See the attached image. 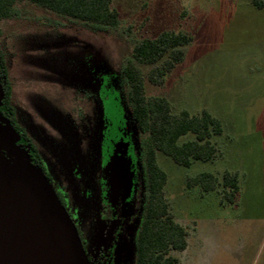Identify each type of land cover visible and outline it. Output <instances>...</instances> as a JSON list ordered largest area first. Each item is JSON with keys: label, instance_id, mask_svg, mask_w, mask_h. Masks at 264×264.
<instances>
[{"label": "rangeland", "instance_id": "rangeland-1", "mask_svg": "<svg viewBox=\"0 0 264 264\" xmlns=\"http://www.w3.org/2000/svg\"><path fill=\"white\" fill-rule=\"evenodd\" d=\"M111 6L116 27L27 0L16 1L17 13L0 20L15 118L80 227L85 253L109 249L99 220L108 202L117 215L113 223L130 220L127 237L122 233L112 247V264L133 262L140 213L131 193L143 184L144 167L122 67L136 41L167 30L191 40L163 84L150 83L149 66H141L146 94L167 98L173 111L206 109L223 126L212 138L220 153L212 160L182 166L156 152L170 211L187 232L186 247L171 254L177 264H264V8L251 0H111ZM224 170L239 175L232 204L219 202L220 187L203 192L185 185L198 172L221 176Z\"/></svg>", "mask_w": 264, "mask_h": 264}, {"label": "trees", "instance_id": "trees-1", "mask_svg": "<svg viewBox=\"0 0 264 264\" xmlns=\"http://www.w3.org/2000/svg\"><path fill=\"white\" fill-rule=\"evenodd\" d=\"M16 1L21 0H0V20L17 13ZM27 1L102 27H116L119 21L111 0ZM251 3L264 8L261 0H251ZM190 40L191 37L182 31L167 30L154 37L141 38L134 43L130 59L122 67L131 119L142 137L141 158L144 167L143 184L138 196L140 223L133 239L132 264H177L178 260L171 251L183 250L187 245L186 229L174 219L165 197L163 187L167 174L158 165L156 152L169 156L182 166H189L193 160L209 161L220 154L212 141L213 136L223 132L220 118L206 109L198 113L186 109L173 111L167 98L147 95L145 92L141 66H149L146 79L150 83L163 84L165 76L182 61L183 47ZM10 110L13 114V109ZM188 133L191 137L182 139ZM31 148L35 152V159L39 161L35 147L31 145ZM185 185L187 188L199 186L203 192L216 191L220 187L219 202L232 204L239 191V175L237 171L230 170H224L221 176L201 171L187 177Z\"/></svg>", "mask_w": 264, "mask_h": 264}, {"label": "water", "instance_id": "water-1", "mask_svg": "<svg viewBox=\"0 0 264 264\" xmlns=\"http://www.w3.org/2000/svg\"><path fill=\"white\" fill-rule=\"evenodd\" d=\"M9 127L0 145L18 171L0 161V264H89L76 226L42 171L22 158Z\"/></svg>", "mask_w": 264, "mask_h": 264}, {"label": "flooded vegetation", "instance_id": "flooded-vegetation-1", "mask_svg": "<svg viewBox=\"0 0 264 264\" xmlns=\"http://www.w3.org/2000/svg\"><path fill=\"white\" fill-rule=\"evenodd\" d=\"M12 98H13L12 84L8 80L5 71L4 61L0 53V126L9 127L16 133L18 138L13 140L14 143L13 146L16 147L18 153L22 158L27 160L36 168L40 169L42 173L45 175L47 181H49L45 171L42 168V161L39 153L37 152L40 160L37 161L35 159V152L31 148V145H33V143L31 142L30 138L27 136L26 132L20 127V125L18 124L15 118V110L11 100ZM10 109H13V114L11 113ZM0 161L5 165H8L12 169L18 171V169L15 167L13 163V156L11 155L10 151L3 148L1 145H0ZM140 188L141 185H139L138 188H135L131 193V199L134 208L136 210V213L138 212V196L140 193ZM116 216L117 215H114L113 213V207L111 206L110 203L105 202L101 204V210L99 216L101 228L105 235L108 234V239L111 242L109 245V249H107V247L104 245H100L95 250H93L92 253L89 254L86 253L89 264H112V247L115 245V241L121 238L122 233L125 235L124 236L125 238L127 237L126 225L127 223L128 224L130 223V220L127 221V223H125L124 220H120L118 221V223L115 224L113 223V219L116 218ZM75 226L76 229L79 230L77 231L79 233L81 232L82 234L80 239L85 249V242L83 241V233L78 225L75 224ZM108 230H110V232Z\"/></svg>", "mask_w": 264, "mask_h": 264}]
</instances>
